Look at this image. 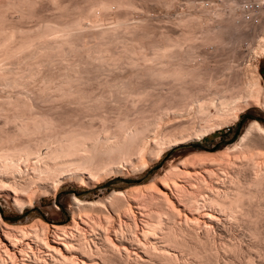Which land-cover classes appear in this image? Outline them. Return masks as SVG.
<instances>
[{
	"label": "bare ground",
	"instance_id": "1",
	"mask_svg": "<svg viewBox=\"0 0 264 264\" xmlns=\"http://www.w3.org/2000/svg\"><path fill=\"white\" fill-rule=\"evenodd\" d=\"M64 1L50 4L59 7ZM3 2L6 12L13 9L25 18L34 17L36 24L42 21L45 29L39 36L56 43L51 52L58 53L69 44L62 36L94 27L91 16L112 7L111 1L91 0L77 10L82 14L79 19L69 10L74 20L61 24L51 19L50 24L46 14L32 11V0ZM6 12L0 15V62L14 37L12 31L10 38L2 37ZM43 41L40 45L45 47L48 41ZM252 48V58L263 56L264 37ZM39 49L33 58L42 56ZM164 51L157 53L159 63L170 62ZM182 66L154 72L158 84L166 79L173 83L165 91L113 82L111 94L123 103L111 107V125H60L49 115L29 112L28 100L7 97L8 108L15 111L9 120L5 117L7 127H0V195L21 212L35 198L53 195L64 180L94 185L107 173L141 171L172 146L233 122L250 105L264 111V80L252 59L243 66L244 76L237 84L225 78L222 87L202 70ZM17 79L4 78L2 83L11 86ZM72 80L61 87L63 96L96 107V97L72 91ZM102 101L96 108L103 109ZM73 199L76 204L67 224L36 218L14 225L0 216V264H264V125L253 119L238 140L218 151L191 152L170 162L161 175L142 186L112 190L98 200ZM225 222L238 228L236 237L226 238Z\"/></svg>",
	"mask_w": 264,
	"mask_h": 264
},
{
	"label": "rangeland",
	"instance_id": "2",
	"mask_svg": "<svg viewBox=\"0 0 264 264\" xmlns=\"http://www.w3.org/2000/svg\"><path fill=\"white\" fill-rule=\"evenodd\" d=\"M90 1L66 0L64 1L65 4L63 2L58 7L56 4H50V0H32L31 8L34 13L46 14L48 20L53 19L55 22L57 21L56 23L62 24L65 19H68L66 22L72 18L77 19L78 17L79 19L82 14L77 13V10L80 7L86 8ZM103 1H111V9L106 13L101 12V17L91 16L93 23L96 21L94 27L88 26L90 29L86 27V30H80L82 33L77 31L72 33L74 35L70 34L72 39L68 38L67 35L62 36L67 37L65 39L69 44H63L59 53L56 49L57 51L54 52H57V55L51 52L55 50L56 43L50 44L48 38L39 36H43L41 31L45 29L42 21L36 24L34 17L25 18L13 9H11L12 12H9V9L6 12L5 4L3 0H0V15L5 14V12L7 14V18L1 24L2 26L7 25L4 26L2 37L7 38L6 36H8L10 38L9 33L11 31L10 34L14 36L11 37V39L13 38L11 49L8 48L7 53L2 55L3 59L0 62V127H7L4 125L5 117H8L9 120L15 111L13 108H8L9 106L5 102L7 97H12L14 100H28L29 112L36 115L41 113L49 115L56 119L60 125L69 126V123L74 126L91 124L98 127L102 122L111 125V107L123 103L120 96L116 93L111 94L113 82V85L116 82L129 83L130 81L132 84H138L139 87L145 86L143 88L152 86V92L156 93L160 90L165 91L172 82L166 79L160 85L158 84L160 81L153 80V78L155 79L154 74L161 69H171L177 65L202 70L203 75L213 76L212 79L214 78L215 82L219 83V87H222L220 83L225 78H230L231 82L237 84L239 78L244 76L242 69L244 70L245 64L247 65L250 59L257 64L259 73L260 69H264V55L256 59L250 56V51L254 49L252 47L256 46L258 40L251 39V44L247 46L245 51L238 48V45L235 44L238 37L231 30L232 24L225 13V8L222 5L216 7L212 0ZM60 7L62 11L59 9ZM68 12L70 15L73 14V17L71 15L72 18L69 17ZM17 17L20 18L16 20ZM98 17L100 18L98 19ZM50 20V24L54 23ZM7 21L13 24L19 23L18 27L11 26L12 24ZM4 22L5 24H3ZM66 22L64 21L63 24ZM70 22L72 21L70 20ZM44 23L46 24V21ZM90 23L88 22V24ZM96 23L97 26H95ZM14 28L15 31H13ZM261 37L264 36H259V38ZM43 39L47 40L43 41ZM28 40L35 42L30 43ZM41 41L44 43L48 41L49 44L47 42L44 47L40 45L43 44L40 43ZM70 42H72L71 46ZM33 44L36 50L39 49L37 48L38 45L42 46H38L43 48L39 49V52L43 51L44 55L39 56L38 54L36 58H33L37 52ZM24 45L25 47H23ZM47 45L50 48L46 49ZM20 46H22L23 51L18 52ZM18 47L19 49H17ZM14 50L17 52L10 54ZM44 50H48L47 54ZM161 51L167 54L166 59H170V62H158L157 53H161ZM35 59H38L37 62ZM164 64L168 66H164ZM10 77H16V79L18 77V79L14 85H4L3 79ZM260 77L263 82L264 78H262L261 73ZM68 80H72L74 83L72 91L76 89L77 95L90 94L92 98L96 97V101L93 99L96 102V107L99 105V100H103V103L101 102L104 104L103 109L96 108L95 105H91L93 108L91 106L86 107L76 102L77 98L64 97L61 87ZM158 85L160 86L158 87ZM161 86L164 88L162 89ZM144 108H147V105ZM25 111L28 113V110ZM253 119L264 125V111L255 105H250L238 113L233 122L211 131L200 139H193L188 141L189 143L185 142L172 146L141 171L107 173L94 185L87 183L86 185L74 179L64 180L53 195L41 196L39 200L35 198L33 205L24 207L21 212L16 209L10 199L0 195V216L7 223L14 225L30 223L36 218L50 224H67L70 222L72 210L76 204L73 196L81 200H98L112 190H126L147 184L153 177L161 175L170 162H176L191 152L218 151L238 140L245 127ZM225 224L227 225L226 228L228 227L226 238L236 237L239 232L238 228L230 222H225Z\"/></svg>",
	"mask_w": 264,
	"mask_h": 264
},
{
	"label": "built area",
	"instance_id": "3",
	"mask_svg": "<svg viewBox=\"0 0 264 264\" xmlns=\"http://www.w3.org/2000/svg\"><path fill=\"white\" fill-rule=\"evenodd\" d=\"M212 1L216 7L222 5L225 8V13L232 24L231 29L240 37L237 44L242 51L247 49L250 39L258 40V36H264V0Z\"/></svg>",
	"mask_w": 264,
	"mask_h": 264
},
{
	"label": "water",
	"instance_id": "4",
	"mask_svg": "<svg viewBox=\"0 0 264 264\" xmlns=\"http://www.w3.org/2000/svg\"><path fill=\"white\" fill-rule=\"evenodd\" d=\"M260 73H261L262 78H264V69H260Z\"/></svg>",
	"mask_w": 264,
	"mask_h": 264
}]
</instances>
